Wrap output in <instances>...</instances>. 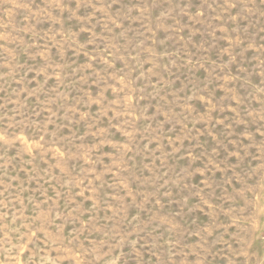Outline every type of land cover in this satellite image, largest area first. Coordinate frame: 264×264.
I'll list each match as a JSON object with an SVG mask.
<instances>
[{
  "label": "rangeland",
  "instance_id": "1",
  "mask_svg": "<svg viewBox=\"0 0 264 264\" xmlns=\"http://www.w3.org/2000/svg\"><path fill=\"white\" fill-rule=\"evenodd\" d=\"M0 264H264V0H0Z\"/></svg>",
  "mask_w": 264,
  "mask_h": 264
}]
</instances>
